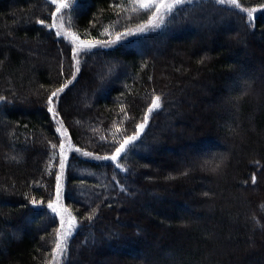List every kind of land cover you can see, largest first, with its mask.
Here are the masks:
<instances>
[{
  "label": "trees",
  "instance_id": "obj_1",
  "mask_svg": "<svg viewBox=\"0 0 264 264\" xmlns=\"http://www.w3.org/2000/svg\"><path fill=\"white\" fill-rule=\"evenodd\" d=\"M69 1L63 27L101 45L149 15L132 0ZM236 3L180 6L160 29L83 52L77 72L56 4L0 0V264H264V0ZM240 9L261 10L250 22ZM155 96L123 169L98 159ZM61 142L74 146L61 194L76 227L56 255Z\"/></svg>",
  "mask_w": 264,
  "mask_h": 264
},
{
  "label": "snow or ice",
  "instance_id": "obj_2",
  "mask_svg": "<svg viewBox=\"0 0 264 264\" xmlns=\"http://www.w3.org/2000/svg\"><path fill=\"white\" fill-rule=\"evenodd\" d=\"M124 2L126 3L127 0H124ZM132 2L134 4V7L132 8L133 12L140 11V12L149 13L147 20H146V23L140 24L137 27V29L135 30V32H133L132 30H129V31L120 33L116 36L115 40L105 42L102 45H97L96 43H93L92 41L87 40V39H80L79 36L75 35L72 32H65L64 37L66 39L70 37L71 39L69 42L74 45V47H73V58L76 59V57L81 52H89L94 47L110 46L111 44H115L116 42L122 40L124 37L129 36V35H134L137 33H144L148 30L160 29L161 26L165 23V17L171 16L176 11V9L178 7L183 6L186 3V0H132ZM188 2H190V0H188ZM215 2L218 4H227L229 6H235L236 8H239V5L236 3V0H215ZM51 3L57 5L56 10L53 13V24L51 25V27L57 28L58 25L55 22L56 18H57V14L61 13V11L63 9L69 8L71 5L69 2H67V0H51ZM114 10L119 11V9H114ZM240 10L247 12V16L249 17V21L251 22L254 10H251V11L246 10V9H240ZM39 23L43 24L44 21H39ZM59 27L63 28V18H61V23L59 24ZM56 34H57V36H61V31H57ZM76 65H77L76 70L78 72L79 71V67H78L79 60L78 59H76ZM64 87H67V85H65ZM64 87H61L57 91L53 92L48 99V103L50 105L48 111L50 113H52L54 117H55L56 113H55V108L52 106L53 105V98H56L58 96V93L63 92ZM161 107H162L161 97L160 96L153 97L150 106L147 108L143 122L137 125L136 133L134 135L127 136L126 138H124L123 142L119 144V147H117L115 149L114 154H112L111 156L97 157V158L98 159L111 160L113 162H116L118 160V158H121L122 154H124L127 151L128 147L130 145H133L134 142L137 139H139L140 134L143 133L145 130V127L148 123V120H149L151 114L159 111L161 109ZM57 131L59 132L60 129H57ZM116 131L119 132L120 129L117 128ZM61 135L66 136L67 134H66V132H63V133H61ZM52 147L56 148V145H52ZM59 147H60L61 159L59 161L60 174L57 175V177H56V201H53L47 205V207L49 209H51L53 213H57V214H59V212H60V210H58L57 204H58L59 199H60L61 181H62V177H63V170L65 168V162L67 160V156L64 153V148H65L64 143L61 142ZM75 151L79 152L80 149H75ZM83 155L91 156L92 154L91 153H83ZM116 167L123 169V166L120 163H116ZM219 167H220V165L216 164L211 170L217 171ZM252 182L255 183V176H253ZM64 223L65 222L62 218V220H61L62 229L64 227ZM67 224H68V232L66 234L62 233L61 235H58V237H57L58 242L56 243L55 253H54L56 255H62L64 252H66L67 236L71 235L72 231L76 227L75 218H69V220L67 221Z\"/></svg>",
  "mask_w": 264,
  "mask_h": 264
},
{
  "label": "rangeland",
  "instance_id": "obj_3",
  "mask_svg": "<svg viewBox=\"0 0 264 264\" xmlns=\"http://www.w3.org/2000/svg\"><path fill=\"white\" fill-rule=\"evenodd\" d=\"M199 1H201V0H190V2H188V0H186V3L183 5V6H185L186 8H188V7H191V6H195V4H197ZM67 2H69L70 3V1L68 0ZM70 5H71V3H70ZM56 7H57V5H56ZM69 8H67V9H63L62 11H61V13H58L57 14V18H56V23H57V25H58V27L57 28H54L55 29V31H56V33H57V31H61V36L60 37H62L68 44H70V45H72L73 47H74V45L72 44V43H70L69 41H70V37L69 38H65L64 37V33L65 32H69L67 29H66V27H63V28H60L59 27V24L61 23V18H64V16H65V14H66V12H67V10H68ZM261 9H255L254 10V13L256 14L258 11H260ZM211 20V16L210 15H206V16H204L202 19H200V20H197V21H192L193 23H198V24H201V23H204V22H208V21H210ZM52 24H53V21H52ZM236 24H238V23H236ZM239 25V24H238ZM244 27V26H243ZM137 29V27L135 28V29H133L132 31L133 32H135V30ZM156 30V29H155ZM149 31H152V30H148V31H146V32H149ZM154 31V30H153ZM145 32V33H146ZM136 35V34H135ZM93 42V41H92ZM93 43H96L97 45H99L100 43H97V42H93ZM101 45V44H100ZM98 47V46H97ZM83 52H81L77 57H76V59H78V60H80V57H81V54H82ZM100 92V88H98L97 89V93H99ZM189 126H192V123H189L188 124ZM60 130H62L63 128L62 127H58ZM171 131V130H170ZM65 145V148H64V153L66 154V156H67V159H68V157L72 154V153H74V146L69 142V143H67V144H64ZM81 156V155H80ZM84 156H86V155H84ZM60 159H61V156H60ZM67 161V160H66ZM113 162V161H112ZM117 162V161H116ZM115 162V163H116ZM59 168V167H58ZM61 190H62V187H61ZM62 197H63V193L61 194L60 193V199H59V202H58V204H57V207H58V210H60V212H59V214H57V213H55L58 217H60V219L62 220V218H63V220L64 221H66V223H67V221L69 220V218H70V216H69V214H68V212L67 211H65V209H64V207H63V204H62ZM54 201H56V199L54 200ZM51 210V209H50ZM52 211V210H51ZM67 229H68V224H67ZM58 258H54V260H53V264H58Z\"/></svg>",
  "mask_w": 264,
  "mask_h": 264
}]
</instances>
